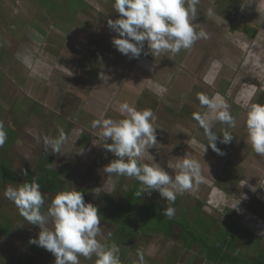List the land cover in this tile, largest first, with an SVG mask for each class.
Returning <instances> with one entry per match:
<instances>
[{"label": "rangeland", "instance_id": "374dc122", "mask_svg": "<svg viewBox=\"0 0 264 264\" xmlns=\"http://www.w3.org/2000/svg\"><path fill=\"white\" fill-rule=\"evenodd\" d=\"M111 1L0 0V15H4V20H0V121L4 123L7 132V140L0 147V167L5 168L7 176L13 173L16 181L12 183L7 176L0 173V264L7 261H12L11 264H26L23 260L28 257H32L30 260L33 264H55V257L51 252L30 243V240L38 238L39 226L29 224L20 215L17 206L5 195L7 187L30 182L34 177H38L42 193H49L45 195L42 212H47L55 194L66 188H76L83 194L87 191L88 193L84 194L85 202L97 206L101 215L100 235L97 238L103 243L110 245L115 242L118 245L121 264H147L146 261L148 264H196L200 258L195 262V257L202 253L200 247H203V244L212 247L211 244L217 242V237L221 236L223 229L233 232L240 224L238 211H243L237 197L240 192L245 200L250 198L252 207L259 210L264 218V210H260L264 209V202L258 197L254 202L252 200L257 190L264 198V156L255 153L251 147L245 114V104H264V34H261L262 27L253 15V11L257 10L263 13L264 19V3L254 8V1L199 0L196 6L199 15L191 22L199 27V31L195 29L197 33L203 31L206 35L195 41L190 48L176 54L170 51L151 54V51L146 49L145 42L143 54L149 58L144 59L148 62L147 67H150L153 76L159 77L160 80L162 77L167 79L166 81L169 80L167 88L177 81L181 85L179 87L186 91L189 89L183 96H175L173 99L191 100L192 103L188 106H197V117L226 110L231 111L236 121V127L231 128L225 122H217L216 118L209 116L212 129L215 126L218 129L213 132L218 136L217 147L224 154H220L221 157L213 163L209 160L210 163L207 164L212 169L221 167L219 187L231 193L235 192L236 195H231L230 204L228 202L220 211L214 210L213 204H209L207 211L203 210L199 202L206 196V187L202 183L204 178L200 182V190H194L193 187L177 195L179 203L175 201L171 206H177L180 212L169 219L173 225L170 226L171 223L166 222L167 217L162 215L166 201L159 192L154 190L150 195L147 192L142 193L144 186L141 184V188L137 190L138 201L131 200L128 204L129 201L125 202L126 193L134 181L124 189V176L104 172V167L116 157L105 148L106 144L112 141L103 138L101 127H93V118H96V121L106 118L120 119L117 100L123 94L120 90L126 89L134 65L132 62L129 68L120 72L125 66L121 64L124 59L112 43L117 33L108 26V20L118 19L119 13L113 9L114 3ZM80 10V16L87 26L82 32L80 56L74 57L72 64L65 60L66 65L70 67L67 79L61 74L65 52L61 34H57L56 30L61 27L60 17L71 11L74 14H69L67 20L75 23V16ZM55 14L59 16L58 19L53 18ZM256 15L260 20V14L257 12ZM80 25L77 22L74 26ZM84 57L85 60L90 59L86 60L87 63L90 61V64H95V72L92 71L89 78H96V82L88 78L87 94L79 98L77 89V93L69 92L68 86L74 81V85L77 84L75 66L84 68ZM6 59L9 60L8 68ZM36 61L44 67L30 69ZM5 68L9 70L7 74L2 73ZM212 75L218 76L214 77V83L211 80ZM64 79L69 80L68 86ZM152 80L155 81V78ZM251 84L261 86L262 90L255 89ZM107 86L111 92L105 91ZM212 94L226 98V101L222 99L215 112L200 100V97L204 96L210 101ZM228 94L230 98H227ZM100 95H107L109 102H106L105 97L102 101L98 100ZM253 95L256 96L253 98ZM98 103L102 104L101 109H98ZM182 105L184 108L186 104ZM189 115L184 114L182 109L181 123L177 120L178 113L156 116L154 128L156 131L160 128V133L156 132V135L161 150L169 153L174 146L181 144L185 136L181 144L183 153L184 142L190 135L196 140L202 138L205 144L207 139L203 138L204 127L197 118H185ZM194 120L197 123L194 124ZM78 127L91 133L94 138L101 139V142L92 141L91 136H88L80 142L79 147L68 149V133L80 129ZM61 130L64 140L57 152L52 145H46L45 140L58 139ZM176 131L179 132L181 140L174 141ZM225 132L233 136L229 144L221 143L222 138L219 135L223 136ZM158 147L149 149L150 154L156 156V163L164 167L170 175L174 171L178 173L179 169L168 168L169 164L174 166L179 163L176 157L169 162L173 154L168 156L165 153V156L169 157V161L165 162L166 166L158 161ZM211 151L214 150L211 148ZM201 158L204 159V156ZM201 172L204 173V170ZM237 175L241 178L240 182L235 183L234 181L238 180ZM116 190H119L117 195L114 194ZM190 197H199V200ZM258 200L261 203H258ZM149 204L154 210V216L146 215L148 218L146 224H143L142 215ZM194 205L197 210L192 209ZM236 205L237 207L233 208ZM232 208L235 211H231ZM204 212L209 213L210 218L202 216ZM48 227H51V224ZM134 228L138 230V235L128 237L136 234ZM185 229L192 231L194 237L190 239L185 233L180 236ZM256 232L264 233V228ZM262 244L264 245V242ZM203 249L204 254L205 251L209 254L208 249ZM79 261L80 264H95L96 257L93 255L91 259H87L80 256Z\"/></svg>", "mask_w": 264, "mask_h": 264}, {"label": "clouds", "instance_id": "9594fccd", "mask_svg": "<svg viewBox=\"0 0 264 264\" xmlns=\"http://www.w3.org/2000/svg\"><path fill=\"white\" fill-rule=\"evenodd\" d=\"M198 3L199 0H114L113 9L119 13V18L108 20L109 28L117 33L112 43L121 54L131 58L141 55L145 42L151 54L162 51L176 54L181 49H188L206 35L203 31L197 33L191 22L197 16ZM260 3L264 0H258V5ZM200 100L213 112L220 107L204 96ZM245 108L248 140L254 152L264 156V104H245ZM119 112L122 119L93 122V127L102 128L101 135L106 141L111 139L112 142L107 143L105 148L116 157L104 167V172L134 177L144 186L142 193L150 195L152 191H158L166 201L162 215L172 218L176 209L171 204L177 195L192 189L193 181H203L201 166L186 159L174 166L169 164L168 168L179 169L177 174L170 175L149 152L157 145L152 110H138L125 102L119 106ZM217 118L231 128L236 127L235 118L228 111L220 112ZM197 119L205 129L206 145L223 155L216 144L218 136L213 133L211 118L205 115ZM6 140L7 132L0 121V147ZM63 140L61 130L58 139L45 140V144L52 145L58 152ZM232 140L233 136L225 132L221 143L229 144ZM206 145H203L205 152ZM5 195L29 224L39 226L38 238L30 240V243L51 252L55 264H80V256L91 259L93 255L96 257L95 264H121L118 245L115 242L109 245L97 239L101 215L97 206L85 202L83 192L66 188L56 193L47 212L41 211L45 194L41 191L38 177L16 187H7ZM49 224L51 227H48Z\"/></svg>", "mask_w": 264, "mask_h": 264}, {"label": "crops", "instance_id": "0c3cea01", "mask_svg": "<svg viewBox=\"0 0 264 264\" xmlns=\"http://www.w3.org/2000/svg\"><path fill=\"white\" fill-rule=\"evenodd\" d=\"M243 1H248V2L254 1L252 6L254 8H258V0H243ZM111 2L114 3V0H112ZM99 6H101V5H99ZM80 8H78V10ZM259 8H261V7H259ZM78 10H76V11H78ZM98 10H101V8H98ZM253 12H254L253 15L255 16L254 17L255 21L256 22L259 21V24H260L259 26L262 27L261 31L263 33L261 32V34H264V19L262 18V16H263L262 14L263 13H260L257 10H254ZM257 12L260 14V20L257 19V17H258L256 15ZM69 14H74V13L69 11V13H65V15L60 17V26L61 27H58L59 29L56 30L57 34H61V40H62V42L64 44L63 50L65 52V53L63 52L64 53L63 54L64 63H61V74L63 76L65 75V77L67 79H68L70 67H68L66 65V61L65 60H67L69 63L72 64V61H73L74 57H76L77 55L80 56V52H79L80 51L79 49L81 47L80 41L83 40L82 39V32L84 31L85 27L87 26V24L84 23V21L82 19V16H80L81 15V10H80V13L78 15L75 14L76 15L75 18H76L77 22L81 24L78 27L74 26L75 24H77V22L71 23V22H69L67 20ZM197 15H199V13H197ZM200 15H202L201 12H200ZM54 17L58 19L59 16L57 14H55V15H53V18ZM51 20L53 22L52 18H51ZM194 28L197 29V31L200 30L197 25L194 26ZM95 32H96V30H95ZM74 36H76V39H74ZM205 42H207V41L205 40ZM41 45L42 44H40V46ZM33 48H34V46H33ZM145 48L146 47H144V49ZM146 49L150 50L148 48V46H147ZM181 50H184V49H181ZM144 57L145 58H149L146 55H144L143 52L141 53L140 58H135V59L131 58L130 55L129 56H125V55L121 54V58L124 59L121 62V64L125 65L124 67H122V69L120 71L121 73H122V71L124 69H127V68L130 67V63L133 64L132 62H134V65H133L132 73H131L130 77L127 80L126 89L125 90L124 89L120 90V91H122L123 94H121V96L117 100L118 101V104H117L118 105V109H119V106L121 104L125 103V102L128 103L129 105L133 106V107H136L138 110L150 109V110H152V112H153V114L155 116V121H156V116L157 117L159 115L163 116L164 113L166 115H168V116H170L171 114L178 113V119H177L178 123H181V120H182L181 112H182V109H183L184 114L185 113H189L190 114L189 116H187L185 118L192 117L191 120L196 119L197 118L196 110H198V109H197L196 105H195V107H189L188 106V104L192 103L191 100L188 99L187 101H183L182 99H173V97H175V96L177 98L179 96H181V95L183 96L187 91H189V89H187V91H186L183 87H179L181 85L177 81L173 82V84L170 85V87L168 86V88H167L166 85H167V82H169V80L166 81L167 79H164V77H162V79L160 80L159 77L153 76L152 71L149 69L150 67L149 68L147 67L148 66L147 65L148 62L145 61ZM86 60H90V59H86ZM86 60H85V57H84V59H83L84 63L82 62V64L84 65V68L80 69V68H77L75 66V69L78 72V73L76 72L77 77H75V78H77V80H76L77 84L75 83V85H74V82H75L74 81L73 83H71L68 86V84H69L68 81L69 80L66 81L64 79L66 82H68V83H66V85L68 86L69 92L76 91V89H77V91L79 93L78 94L79 98L83 97L84 95L87 94V90L86 89H88V87L86 88V86H87V83L89 82L88 78H89V76H91L92 71L95 72V69H96L95 64L94 65L90 64V61H89V63H87ZM5 62H7L6 68H8L9 60L6 59ZM76 62H77V60H76ZM138 64H139V66H138ZM134 66H135V69L137 68L136 70L134 69ZM36 67L38 69H40V67H44V66L40 65V62L38 63L36 61L34 65H31L30 69L36 68ZM6 68L4 70H2L3 71L2 73H6L7 74V72L9 70L6 69ZM53 69H54V67H53ZM85 72H87L89 74H86ZM17 73L18 72H16V74ZM34 73H36V71ZM11 75L14 76L13 73H11ZM121 77H123L122 74H121ZM214 77H218V76L211 77L212 78L211 80L213 81V83L216 80V78H214ZM2 78H4V75H2ZM152 78H155V81H153ZM204 78H206V77H204ZM90 80L93 81V82H96V78H91ZM152 81L154 83H152ZM203 81L205 82V80H203ZM258 85H259V83H258ZM251 86H252V84H251ZM253 86L257 90L258 89L262 90L261 86H260L261 88L258 87L255 84H253ZM108 88L109 87L107 86L106 89H105L106 92L110 91V90H108ZM77 91H76V93H77ZM255 96L256 95H253V98ZM104 97L106 98V102H109V98H107V95L104 96ZM104 97H102V95H100L98 100L102 101ZM154 97H156V99H154ZM170 98H172V100H170ZM223 98H224V101H226L225 100L226 98L224 96L212 94V99L210 101L211 102H216L218 105H220V103L222 102ZM227 98H230V95L227 96ZM98 104H100V108H98V109H101L102 104L101 103H98ZM182 104H186L184 106V108H182V106H183ZM242 106L243 105H241V107ZM242 109H244V108H242ZM98 112L101 113V111H98ZM158 112H159V115H158ZM198 112H200V111H198ZM229 113L232 115L231 111ZM245 114L247 116V112H245ZM120 115H119V118L122 119V116H120ZM218 115H219V113L211 114L209 116H211L213 119L216 118L217 122H218V121H220L217 118ZM93 119L96 121V118H93ZM99 121H101V120L99 119ZM173 121H175V118H173ZM195 123H197L196 120H194V124ZM153 126H155V124ZM199 127H200V125H199ZM78 128H80V127H78ZM214 129L216 130L217 126L213 127V129H212L213 132L215 131ZM156 132L160 133V128H157ZM176 132L177 133H176V135L173 138L174 141L177 140V139L181 140V137L179 136V132L178 131H176ZM181 135H182V133H181ZM203 135H204L203 138L205 139V137H206L205 133H203ZM88 136H91L92 141H100L101 142V139L99 140V138H94L91 133L87 132L85 129L80 128L78 130H74L73 133L72 132L69 133L68 138H67V141L69 142V148L68 149H71L72 147L73 148L79 147L80 142L82 140H85V138H87ZM156 136L158 137V135H156ZM219 136L223 139V136H221V135H219ZM183 138H182V141H183ZM72 139H74V141H72ZM182 141H181V144H182ZM203 143H204V140L202 138L200 140L199 139L196 140V139H193L192 135H190L188 137V140H186L184 142L183 146L185 147V150L183 151V153L181 151L182 150V148H181L182 145L180 143H179L178 146H174L173 150H169L168 151L169 153H167V152H165L164 150H161L158 147L159 144L157 142L156 146L158 147L159 150L157 148H155V150L157 149V151H158V155L157 156L160 159V160L158 159V161L160 163H162L164 166H166L165 162L169 161V157L165 156V153H167L168 156L173 154L171 160L169 161L170 163H171L172 159L175 158V157H176L178 162H182L183 160H186V159L198 162L200 164V166H201L200 167V174L205 178V181H203L202 183H204V186L206 187V196H205V199H204L205 201L200 199L201 202H199V203H201L202 209L205 210V211L208 210V209L206 210V208H209V204H213V206H215V208H213L214 210L220 211L221 207H223L226 204H228L231 195L234 196L236 194H235V192L231 193L230 191L228 192V190L222 189V188L219 187V181L220 180H218V179H221V176H222L221 167H220V169H219V167L216 168V169H212L207 164L210 163V162H208L209 160L211 161V163L215 162L216 160H218V158L221 157V155L218 154L216 151H211V148L206 145L207 141L205 142V144H203ZM203 145H206V147H207L206 152L204 151ZM152 150L155 151L154 149H152ZM68 151L69 150H67V152ZM163 153H164V156H163ZM182 154H184V156ZM153 156L156 157L155 155H153ZM202 156H204V159L201 158ZM173 162H175V160ZM175 165H176V163H175ZM170 169L173 170V168H170ZM203 170H204V173L201 172ZM174 174H177L176 171H174V173H172L171 175H174ZM124 177H125V179L123 181H126V185H125L124 189H127L128 184L134 181V184L132 183V185H131V187L132 186L133 187L132 188L130 187L129 191H127V193H126L127 194V199H126L125 202L129 201L128 202V204H129L131 202V200H134V198H135V197H131V195H130L131 191L135 188L136 193H137V190L141 188L140 187L141 183L138 180L134 179V177L133 178L132 177H127V176H124ZM240 178L241 177L237 175L236 179H238V180H235L234 182L235 183L240 182ZM116 180H117V178H116ZM263 181H264V179H263ZM136 183H138L139 185H137ZM199 186H200V183H196L195 181H193L194 190L195 189L196 190H200L199 188L201 186L200 187ZM118 191L119 190H116L114 192V194L117 195L119 193ZM254 191H256V190H254ZM257 191L252 196V200L254 202V200L255 199L257 200V197H258L259 200L263 203L264 202V198H263V196L260 195L261 193H258ZM194 192H196V191H194ZM87 193H88L87 191H84V194H87ZM112 193H113V191L110 193V196L112 195ZM227 194H229V195H227ZM237 197H239L238 198L239 204H241L242 209H243V211H238L240 213V217H241L240 222H239L240 224L238 226L235 225L236 226V230L234 229L233 232H229V229H223V233L221 234V236L219 235L217 237L218 238L217 242L214 243V244H211V246L214 247L215 244H217L219 240L224 241V248H222V253H226L228 251V249H227L228 243L227 242H230L231 240H233V238L236 237L237 239H236L235 244L232 246V250L234 251L235 254H237V257L240 260H242L244 263H248V264L249 263L253 264V262H255L256 260H259V261H262V264H264V245L262 244V242H264V233L256 232V231H261L264 228V218L261 216V212L259 210L257 211V209L255 207H252V204L249 202L250 198L248 200H245L243 198V196L241 195V192L237 195ZM191 198L192 199L194 198L193 200H199V197L198 198L197 197L196 198L195 197H190V199ZM259 200L257 202L261 203ZM137 201H138V199H137ZM175 201L178 202V199H176ZM229 204H230V202H229ZM263 205H264V203H263ZM148 207H150V204L145 207V210H144L145 214L142 215L143 224H146L145 221L148 218L147 216L149 215L148 214ZM154 207H157V205H155ZM196 208L197 207L194 205V207L192 209L193 210H197ZM175 209H176V211H175V216H176L177 214H179L180 209L178 210L177 206H175ZM192 209H190V211ZM237 210H239V209H237ZM260 210L263 211L264 209H260ZM231 211H235V210L231 209ZM204 215L206 216V218H210L209 213L204 212V214L202 216H204ZM153 216H154V214H153ZM160 219H162V218L160 217ZM169 219L170 218H167L166 222L171 223L170 224V226H171L172 222H170ZM134 231L136 232V234H134L132 236L131 235L128 236V233H127V236L128 237H133V236L136 237L139 232H138V230L136 228H134ZM175 235L176 234H174V236ZM209 237H211V235H209ZM189 238L191 239V237H189ZM210 240H211V238H210ZM247 242H248V245H247ZM225 243H227V244L225 245ZM207 246H209V245L208 244H203V247H200L202 253L195 257V262H196L197 258H200V261L196 262V264H219L218 261H217L218 259L212 260L211 257H209V254L206 253V251H205V254H204V251H203L204 249L203 248H206ZM213 250L216 251L217 248H215ZM37 256H41V255H37ZM204 256H205V258H203ZM30 259H32V257H28V259H25L23 261L26 262V264H33ZM11 262L12 261H7L6 263H3V262L2 263L3 264H11ZM146 262L148 264V261H146Z\"/></svg>", "mask_w": 264, "mask_h": 264}, {"label": "trees", "instance_id": "16d2710c", "mask_svg": "<svg viewBox=\"0 0 264 264\" xmlns=\"http://www.w3.org/2000/svg\"><path fill=\"white\" fill-rule=\"evenodd\" d=\"M4 167H0V173L7 176L8 173L5 171ZM7 178H9V180L12 183H15V176L13 173H11L9 176H7ZM137 185H139L138 183H136ZM131 197H135L134 200H137V193L135 188L131 191L130 193ZM154 208V207H153ZM156 208V207H155ZM148 214L149 216L153 217L154 214V210L151 209L150 207H148ZM184 233L193 238L194 235L192 233V231H188L187 229L184 230V232L181 234V236L184 235ZM236 237L233 238V240H231L230 242H227V249L228 251L226 253H222V248H224V241L219 240L217 244H215L214 247H206L208 249V253H209V257H211L212 260H216L218 259V263L219 264H248V263H244L242 260H240L237 257V254L234 253V251L232 250V246L235 244L236 242ZM225 243V245L227 244ZM217 248L216 251H214L213 249ZM251 264V263H249ZM253 264H262V261L256 260L255 262H253Z\"/></svg>", "mask_w": 264, "mask_h": 264}, {"label": "flooded vegetation", "instance_id": "af4514ba", "mask_svg": "<svg viewBox=\"0 0 264 264\" xmlns=\"http://www.w3.org/2000/svg\"><path fill=\"white\" fill-rule=\"evenodd\" d=\"M37 6V5H36ZM42 7H44V6H42ZM33 10V9H32ZM32 18H30V20H31ZM0 20H4V15L2 14V15H0ZM69 132H74V130H71V131H69ZM81 132V131H80ZM68 135H69V133H68ZM67 138V137H66ZM67 143H66V147L69 145V142L68 141H66ZM49 193H47V194H45V195H48ZM19 216V215H18ZM21 217V216H20ZM200 217V216H199ZM24 218V217H23ZM21 220V219H20ZM23 222V221H22ZM24 223V222H23ZM137 257V256H136Z\"/></svg>", "mask_w": 264, "mask_h": 264}]
</instances>
